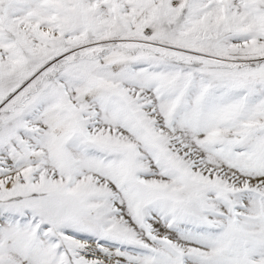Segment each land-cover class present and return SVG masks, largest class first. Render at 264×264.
Wrapping results in <instances>:
<instances>
[{"label": "snow or ice", "instance_id": "1", "mask_svg": "<svg viewBox=\"0 0 264 264\" xmlns=\"http://www.w3.org/2000/svg\"><path fill=\"white\" fill-rule=\"evenodd\" d=\"M0 264H264V0H0Z\"/></svg>", "mask_w": 264, "mask_h": 264}]
</instances>
